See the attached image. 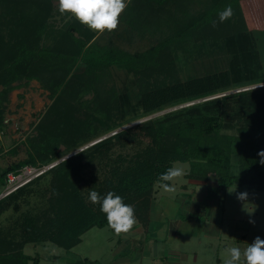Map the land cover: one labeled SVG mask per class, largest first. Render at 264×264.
Masks as SVG:
<instances>
[{"label": "trees", "instance_id": "trees-1", "mask_svg": "<svg viewBox=\"0 0 264 264\" xmlns=\"http://www.w3.org/2000/svg\"><path fill=\"white\" fill-rule=\"evenodd\" d=\"M243 1L210 0L203 12L184 22L175 21L170 38L132 54L112 43L97 42L96 33L77 19L55 29L51 25L53 0H0V126L9 95L21 84L37 81L53 101L36 126L37 134L28 139V159L4 170L3 185L10 172L27 165H49L114 132L0 199L1 217L11 202L51 175L48 214L43 219L25 217L20 243L11 231L12 237L0 233V264H30L33 259L23 252L28 243L51 241L70 251L91 229L109 226L99 203L88 199L97 184L95 190L101 196L109 191L122 196L148 226L154 186L161 182L160 174L177 162L190 165L185 175L189 180L218 179L217 186L207 190L211 200L233 185H251L264 192V156L260 155L264 152V86L233 93L264 81L258 76L260 55L251 29L256 24L247 18ZM227 6L233 14L221 23L218 13ZM51 35L53 43L48 46L44 42ZM217 37L232 56L229 69L180 80L168 58L172 40ZM79 63L84 64V71L75 73ZM114 69L135 77L139 88L135 96L119 91ZM185 104L189 105L178 108ZM131 115L134 120H146L118 130ZM133 144L138 150L131 156L119 154V163L109 169L107 163V176L99 183L93 181L86 196L82 186L85 165L94 160L109 162L116 150ZM164 183L170 185V181ZM193 218L197 217H185Z\"/></svg>", "mask_w": 264, "mask_h": 264}, {"label": "rangeland", "instance_id": "rangeland-1", "mask_svg": "<svg viewBox=\"0 0 264 264\" xmlns=\"http://www.w3.org/2000/svg\"><path fill=\"white\" fill-rule=\"evenodd\" d=\"M137 2L140 4L147 0H131L130 4L135 9L130 7L125 16L140 11L138 26L134 29L127 27V30H122L118 25L114 30L116 32L114 36L110 31L105 30L98 39L100 43L106 44L113 40L115 46L132 54L147 51L173 35L175 21L184 22L189 16L203 12L210 5V0H148L146 7L141 8V11L135 5ZM53 7L51 25L55 29L61 28L67 21L76 19L70 13L61 14L59 0H53ZM243 7L247 18L250 21L252 19L257 26L251 29L260 55L261 69L258 76L264 78V0H244ZM121 17L119 24L122 20L129 24L126 17L123 19ZM261 20L263 23L258 24L257 21ZM131 23L134 25L135 21ZM147 27H150L152 32L149 33ZM53 37L54 35H51L46 38L44 44L52 45ZM217 38L173 39L169 47L171 55L168 58L172 59V70L175 75L180 80L186 81L193 77L228 70L232 56L225 50L220 37ZM84 68V64L79 63L74 72L82 73ZM114 82L119 91L127 90L133 96L138 92L135 77L125 70L114 69ZM260 86H264V81L244 86L239 90ZM52 102L49 92L42 89L37 81L21 84L9 95L3 124L5 135L0 142V196L6 188L1 180L2 173L10 166L28 159V139L37 134L36 126L44 118ZM135 102L136 100H133V105ZM163 113L165 112L160 114ZM132 116L123 120V125L118 130L133 127L146 120V118L134 120ZM113 134L114 132H111L101 136L75 152L63 155L55 162L60 163L76 152ZM61 150L63 151L64 147ZM137 150L138 146L133 144L124 150H116L111 155V162L94 160L87 163L82 171L85 195L89 192L93 181L99 183L104 180L111 164L119 163L117 158L119 154L131 156ZM174 166L181 168L183 175L170 181L171 190L166 189L162 181L155 184L148 226L134 210L135 223L129 231L116 233L110 226L103 229L93 228L85 233L82 242L70 251L60 248L51 241L28 243L23 247V252L33 259L30 264H33L34 260L39 264H78L86 260L90 261L88 264H159V261L170 258L168 256L174 250H182L189 264H225L228 258L226 247L237 246L243 251L257 236L264 239V192L251 185H233L225 189L218 199L211 200L206 194L209 188L217 186L216 177L210 178L206 183L192 181L185 177L190 170L188 163L177 162ZM234 172L236 174L237 170L235 169ZM97 187L98 184L92 190ZM29 191V194L27 192V195L21 199L11 202L8 210L0 217V233L9 237L15 235L17 243L23 241L21 232L25 217L39 216L43 219L48 214L51 175L32 185ZM241 194L246 195L241 198ZM186 200L195 203L193 206L190 202L189 207L199 209L194 212L191 210L196 219H185V211H189ZM174 219L177 221H173ZM178 222L182 226L180 234L176 235L172 226ZM10 231L11 235H9ZM172 258L174 259V256ZM243 261L242 256L241 264Z\"/></svg>", "mask_w": 264, "mask_h": 264}, {"label": "clouds", "instance_id": "clouds-1", "mask_svg": "<svg viewBox=\"0 0 264 264\" xmlns=\"http://www.w3.org/2000/svg\"><path fill=\"white\" fill-rule=\"evenodd\" d=\"M126 7V0H59V11L61 14L70 13L82 24L90 29L103 32L112 31L119 25V17ZM233 14L231 6H227L218 13L219 22L228 20ZM264 156V152L260 153ZM264 163V160L261 161ZM183 170L178 167H169L160 174L162 182L172 181L174 178L182 176ZM171 190L168 183L163 185ZM246 194H241L243 198ZM88 199L92 203H99L100 211L105 213L109 226L116 233L129 231L135 223L134 208L124 202V198L113 191L101 196L96 190L88 194ZM228 258L225 264H264V239L259 236L254 242L241 250L237 246L225 248Z\"/></svg>", "mask_w": 264, "mask_h": 264}, {"label": "crops", "instance_id": "crops-1", "mask_svg": "<svg viewBox=\"0 0 264 264\" xmlns=\"http://www.w3.org/2000/svg\"><path fill=\"white\" fill-rule=\"evenodd\" d=\"M147 2H148V0H147ZM147 2H141L140 4L137 2V4H135V5H137L136 7H137V9H139V10H141L142 11V9L144 8V7H146V5H147ZM158 2V1H157ZM131 0H126V7H125V11L126 12H122L121 13V15H120V17L123 15V17L125 18H127L128 20H129V24H127V21L126 22H124V20H122L121 22H120V24H119V26L121 27V29L123 30V29H125V30H127V27H130V29H134L135 27H137L138 26V24H137V19H138V15H139V12L140 11H138V13L136 12V13H132L131 15H127V16H125V14L127 13V10H129L130 9V7H133L131 4ZM150 5V4H149ZM148 5V6H149ZM142 8V9H141ZM135 8L133 7V10H134ZM123 10V11H124ZM152 10H154V9H152ZM156 15H157V17H158V11L156 12ZM123 17H121L122 19H123ZM131 21H135V24L134 25H132V23H131ZM157 22H158V20H156ZM87 26V25H86ZM132 26V27H131ZM134 26V27H133ZM88 27V26H87ZM126 27V28H125ZM144 27H146V26H144ZM89 28V27H88ZM90 29V28H89ZM147 29H148V32L150 33V32H152L151 31V29H150V27H147ZM150 29V30H149ZM91 31H93V32H95L96 33V38H95V40L97 41V42H99L98 41V39H99V37L101 36V34L102 33H104V31L103 32H100V31H98V30H93V29H90ZM113 31V32H112ZM112 31H110L111 32V34L114 36V35H116V32L114 31V30H112ZM147 33V32H146ZM145 33V34H146ZM145 34H143L144 36H145ZM109 43H112V44H114V45H116L115 44V42L112 40H110V42ZM106 44H108V42L106 43ZM119 48H121V47H119ZM122 49V48H121ZM150 49V48H149ZM122 50H124V49H122ZM126 51V50H125ZM170 185H171V182H170ZM187 201V200H186ZM190 202H192L193 203V206L195 205V203H194V201H192V200H188L186 203H187V205L188 206H186L187 207V209H189V211H185V216L186 217H188L189 215H191V214H194V213H192L191 212V210L194 212L195 210H199V209H193L192 208V206H190L189 207V203ZM188 220H192V219H188ZM173 221H177L176 219H174ZM179 224V225H178ZM181 224L178 222V223H175V224H173V226H172V228H173V230H174V233L177 235V234H180V232H181ZM172 254L170 255V256H168V257H170V258H168V259H166V260H164V261H159V264H189V261H188V258H187V256L185 255V254H183V252H182V250H174V251H172L171 252ZM172 256H174V259L172 258ZM180 257H182V258H180Z\"/></svg>", "mask_w": 264, "mask_h": 264}, {"label": "built area", "instance_id": "built-area-1", "mask_svg": "<svg viewBox=\"0 0 264 264\" xmlns=\"http://www.w3.org/2000/svg\"><path fill=\"white\" fill-rule=\"evenodd\" d=\"M243 90H248V89L235 90L233 91V93L240 92ZM223 95L225 94L218 95L216 97H221ZM216 97H212L209 99H213ZM4 135H5V131L3 127L0 126V142ZM57 164L58 162H54L46 166H38V167L27 165L15 172H10L6 177V186H5L6 188H5L4 193H2L1 198H5L9 196L10 194L16 192L20 188L30 184L34 180L46 174L49 170H51Z\"/></svg>", "mask_w": 264, "mask_h": 264}, {"label": "water", "instance_id": "water-1", "mask_svg": "<svg viewBox=\"0 0 264 264\" xmlns=\"http://www.w3.org/2000/svg\"><path fill=\"white\" fill-rule=\"evenodd\" d=\"M91 146H92V145H91ZM82 150H83V149H82ZM82 150H80V151H82ZM78 152H79V151H78ZM78 152H76V153H78ZM76 153H75V154H76ZM75 154H74V155H75ZM0 199H2L1 196H0Z\"/></svg>", "mask_w": 264, "mask_h": 264}]
</instances>
